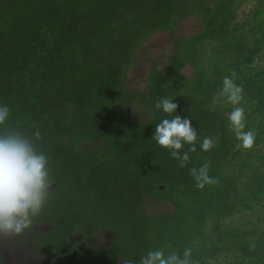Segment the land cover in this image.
Listing matches in <instances>:
<instances>
[{
  "label": "trees",
  "instance_id": "16d2710c",
  "mask_svg": "<svg viewBox=\"0 0 264 264\" xmlns=\"http://www.w3.org/2000/svg\"><path fill=\"white\" fill-rule=\"evenodd\" d=\"M252 1L240 18L250 0H0V134L39 130L54 179L33 219L48 230L0 238V250L26 239L47 264H139L149 250L183 258L186 248L192 264H264V0ZM188 16L198 31L172 43L143 90H128L139 46ZM233 72L245 131L256 133L250 150L218 98ZM162 98L197 131L183 168L152 139L172 118L155 107ZM204 137L217 141L207 152ZM206 162L218 182L197 188L190 169ZM100 231L112 234L105 245Z\"/></svg>",
  "mask_w": 264,
  "mask_h": 264
},
{
  "label": "clouds",
  "instance_id": "9594fccd",
  "mask_svg": "<svg viewBox=\"0 0 264 264\" xmlns=\"http://www.w3.org/2000/svg\"><path fill=\"white\" fill-rule=\"evenodd\" d=\"M234 78V72L223 78L218 98L233 106L227 116L229 128L241 142L240 146L250 150L256 133L255 130L245 131V108L240 106L244 101V89L234 82ZM172 101L162 98L156 103L157 109H162L172 118H164L155 126L152 139L161 148L169 150L170 156L183 168L190 159L189 152L197 150V131L191 126V119L173 116L178 105ZM8 116L9 108L0 106V126L5 125ZM40 139L39 130L32 134V138L15 129L0 134V238L19 236L31 228L33 219L41 214L51 199L54 179L50 174L48 156L36 148L35 142ZM216 143L213 137H204L200 148L207 152ZM184 145L190 146L187 151H182ZM209 168L210 164L206 162L198 169H190L197 188L218 182L209 176ZM191 256V248L183 251V258L176 253L166 256L163 250H149L139 264H192ZM123 264L132 262L125 261Z\"/></svg>",
  "mask_w": 264,
  "mask_h": 264
},
{
  "label": "rangeland",
  "instance_id": "374dc122",
  "mask_svg": "<svg viewBox=\"0 0 264 264\" xmlns=\"http://www.w3.org/2000/svg\"><path fill=\"white\" fill-rule=\"evenodd\" d=\"M252 3H254V1L251 2L250 0L249 3L240 9V18L244 16ZM199 28V22L195 18L188 16L184 19H180L171 32L152 33L134 53V63L126 73V88L131 91L143 90L146 87V77L148 73L153 69H162L166 65L173 51L172 43L179 38H185L193 34L198 31ZM183 75L188 78L190 77L191 69L189 66H186L183 70ZM165 208H171V206L166 205ZM149 210L151 209L147 207L146 211ZM42 229L45 228L42 227ZM111 237V233L100 231L96 235V241L101 245H105L109 242ZM9 244L10 243H6L4 245L16 255L21 253L22 249L20 247L8 246ZM5 251L0 250L1 254H4Z\"/></svg>",
  "mask_w": 264,
  "mask_h": 264
},
{
  "label": "flooded vegetation",
  "instance_id": "af4514ba",
  "mask_svg": "<svg viewBox=\"0 0 264 264\" xmlns=\"http://www.w3.org/2000/svg\"><path fill=\"white\" fill-rule=\"evenodd\" d=\"M42 227L45 229H42ZM31 228L39 234H43L48 230L45 224H33ZM36 238L37 237H34V239ZM11 241L12 240L8 241V243H10L8 246L20 247L22 250L20 254L16 255L6 246V251L3 254L4 264H47L41 259L39 254L40 247L37 246V242L30 244L24 239L23 243L15 245Z\"/></svg>",
  "mask_w": 264,
  "mask_h": 264
}]
</instances>
